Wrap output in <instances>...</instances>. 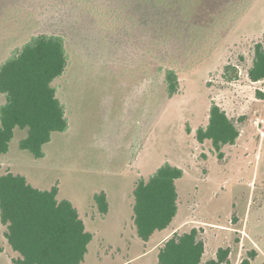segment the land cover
<instances>
[{"label": "rangeland", "instance_id": "374dc122", "mask_svg": "<svg viewBox=\"0 0 264 264\" xmlns=\"http://www.w3.org/2000/svg\"><path fill=\"white\" fill-rule=\"evenodd\" d=\"M177 5L164 30L170 47L158 54L160 45L150 40L125 48L123 0H0V64L33 34L66 36L69 65L54 85L69 128L52 134L41 158L20 148L27 129L16 128L8 153L0 155V174L25 175L39 189L57 185L58 199L75 204L93 233L81 264H159L165 241L192 228L206 244L204 260L223 247L231 264L253 250L251 264H264V80L248 76L264 33V0ZM164 67L179 76L171 97ZM213 102L240 130L222 157L210 140L197 139ZM167 161L184 170L178 213L145 241L131 219L133 190ZM101 191L106 215L94 200ZM0 264L13 263L4 253Z\"/></svg>", "mask_w": 264, "mask_h": 264}, {"label": "trees", "instance_id": "16d2710c", "mask_svg": "<svg viewBox=\"0 0 264 264\" xmlns=\"http://www.w3.org/2000/svg\"><path fill=\"white\" fill-rule=\"evenodd\" d=\"M123 1L125 48L133 49L150 40L152 46L160 45L156 48L158 54L162 48L168 49L172 36L166 31L172 26L173 12L180 0ZM69 60L66 36L42 32L33 34L0 64V93L5 96V102L0 105V155L8 153L16 128L27 129L19 146L36 158L45 155L43 147L51 141L54 132L68 130L66 106L54 81L66 71ZM164 75L171 97L179 90V76L172 67H164ZM248 76L252 81L264 80V33L255 44ZM239 136L234 120L213 102L208 124L198 129L197 139L210 140L222 157L223 147L235 144ZM183 176L181 167L167 161L148 179L137 181L133 190V221L141 239L148 241L156 231L172 223L179 209L177 180ZM58 192L57 185L39 189L19 173L0 174V220L7 227L5 237L9 244L19 253L12 258L13 264H81L85 260L93 233L86 229L69 199H58ZM94 200L100 214L106 215L107 194L97 192ZM204 253L205 242L199 237V230L192 228L184 233L175 232L166 240L159 249L158 261L159 264H201ZM256 255L255 250L250 251L241 264H251ZM204 264H231L230 249L220 247L216 257Z\"/></svg>", "mask_w": 264, "mask_h": 264}, {"label": "crops", "instance_id": "0c3cea01", "mask_svg": "<svg viewBox=\"0 0 264 264\" xmlns=\"http://www.w3.org/2000/svg\"><path fill=\"white\" fill-rule=\"evenodd\" d=\"M8 157V156H6ZM9 162H10V159L8 158ZM61 200V199H59ZM71 201V200H70ZM72 202V201H71ZM73 203V202H72ZM134 204V203H133ZM75 206V204H74ZM78 209V208H77ZM79 211V210H78ZM80 213V212H79ZM80 216L82 217L81 213H80ZM133 220V216L131 218ZM6 225H4L1 220H0V246L3 248V251L0 252V255L6 253L8 258L10 260H12L13 257H18L19 256V253L15 250H13V248L11 247V245L9 244L7 238L5 237V231H6ZM174 231V230H173ZM167 234H165L164 236H162L160 239L163 240L165 237H166ZM159 239V240H160ZM205 254H206V244H205V253L203 255V258H202V263H205L207 260L211 259V258H215L216 256L214 255L213 257H210L209 259L207 260H204L205 258ZM205 261V262H204Z\"/></svg>", "mask_w": 264, "mask_h": 264}]
</instances>
